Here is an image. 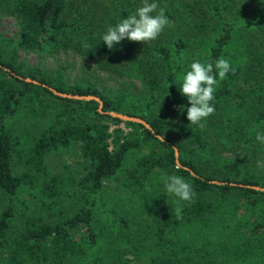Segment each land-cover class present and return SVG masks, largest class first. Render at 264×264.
<instances>
[{
    "label": "trees",
    "instance_id": "1",
    "mask_svg": "<svg viewBox=\"0 0 264 264\" xmlns=\"http://www.w3.org/2000/svg\"><path fill=\"white\" fill-rule=\"evenodd\" d=\"M69 1L0 0V14L19 24L15 38L0 39V191L9 201L0 208V264H228L229 251L231 264H264V192L230 184L264 187V172L248 160L249 147L264 149V56L243 48L239 30L264 29V2L99 0L74 18ZM137 11L156 25H187L191 40L133 46ZM20 50L72 51L85 68L144 81L149 96L69 83L60 69L24 71ZM26 77L99 96L104 111L141 117L167 142L141 124L113 129L122 121L97 101L61 98ZM173 100L178 108L164 111ZM20 117L31 129H19ZM174 146L196 176L177 165ZM74 149L75 164L64 160L53 174L50 156ZM226 212L241 228L231 247L217 227ZM135 247L146 255L129 256Z\"/></svg>",
    "mask_w": 264,
    "mask_h": 264
},
{
    "label": "rangeland",
    "instance_id": "2",
    "mask_svg": "<svg viewBox=\"0 0 264 264\" xmlns=\"http://www.w3.org/2000/svg\"><path fill=\"white\" fill-rule=\"evenodd\" d=\"M147 3L149 0H146ZM254 3H258L260 1L264 0H254ZM69 8L68 11L70 14L75 18L76 16L80 17V14L82 17H84L83 13H87L85 11L89 10L91 6H94L95 8H98L99 0H70L69 1ZM126 3V2H125ZM138 5H142L143 8L147 9L145 7V3L142 1L138 2ZM162 7V6H160ZM241 7L243 8L242 4ZM84 10V11H81ZM150 10H146V14L148 16L153 15L152 12H149ZM161 11V9H160ZM138 12V11H137ZM146 14H142L143 16ZM138 17H140L139 20V25L136 30V34L133 38V46L140 48V47H145V46H150L154 45L156 43H159L161 40H167L170 37L173 36H183L187 38V40H191L190 37L192 36L191 32H189V28L187 25L185 26H180L179 22H169L171 23L169 26L168 25H156L148 20L144 19L142 15L136 13ZM172 25V27H170ZM241 34L243 35V48L244 49H251L255 53L258 54L259 58L261 56H264V29L259 28V27H249V26H242L241 29H239ZM19 31V24L17 20L9 15V14H0V39L2 37H16ZM0 46H2V43H0ZM250 57H254L253 54H250ZM19 56V61L21 63L22 69L25 71L27 67H36L39 70H42L43 72L49 73V72H56L57 70H62L68 78V82L72 83L74 81L77 82H85L87 80L94 82L98 88L102 90H108L107 87L110 88L112 91H117L121 89L124 86H129L133 93L138 96L140 101H144L148 98V90L145 86L144 81L139 80L137 78H132V77H112L108 76L107 73L97 70L94 67L90 68H85L84 62L85 60L81 58L77 53L74 52H60L56 53L54 55L51 54H39L38 52L34 51H23L20 50L18 52ZM87 63V62H86ZM90 64L95 66V63L91 62ZM259 75V74H258ZM245 84V89L250 88V84L244 83ZM254 92V91H253ZM252 98V96H251ZM254 98L260 99L259 97L255 96ZM253 98V99H254ZM178 108V103H176L174 100L172 102L165 103V109L164 111H174ZM157 109H154V111H157ZM30 120V119H29ZM29 120L28 117H20L17 120V125L19 129H31L32 125H29ZM246 123L248 120H243L241 118V125L243 123ZM173 125H176L177 122H172ZM120 127L123 129L124 132H128L131 130L130 127L126 126L124 122L120 124L113 125L112 128H117ZM253 144V143H252ZM256 151H260L264 153V149L260 145H252L249 147L248 153H249V159L250 160V165L255 168L258 173L264 172V158L260 156L259 154L256 153ZM244 153H246L244 150L241 149V156L243 157ZM226 155L229 156V153H226ZM80 158V151L78 149L72 150L70 153L61 155V154H53L50 156L49 163L51 165L52 173L56 174L58 172L63 171V166H64V160H66L68 163L75 164V160H78ZM255 159H258V161H255ZM247 161V159H246ZM74 172L77 170L75 167L72 168ZM108 189L111 193L114 194V196H118V192L114 190L115 185L113 183H108ZM121 197H119L120 199ZM118 199V200H119ZM8 198L4 197L2 195V191H0V208L3 207V205H8ZM242 212V211H241ZM19 214V211H17ZM224 217H217L218 221V229H222L224 236L222 237V240L225 244L229 243L230 240L232 239L233 236L237 235L238 233H241V228H237L233 226L234 222V216L231 213L226 212ZM18 223H20L18 221ZM134 227H137L136 224L133 225ZM225 226V227H223ZM212 228H214L212 226ZM136 230H132L130 232L132 235ZM227 232H230L231 234H228ZM200 242L202 240L200 239ZM213 243L218 245L217 240H213ZM231 247V244H230ZM148 249H145V251H139L137 247L133 250V252L129 253V256L132 258H136L139 254L146 255L144 252H146ZM6 255V254H5ZM228 257L231 259L230 263L231 264L232 260L234 259L232 257L231 251L227 254ZM144 257V256H142Z\"/></svg>",
    "mask_w": 264,
    "mask_h": 264
},
{
    "label": "water",
    "instance_id": "3",
    "mask_svg": "<svg viewBox=\"0 0 264 264\" xmlns=\"http://www.w3.org/2000/svg\"><path fill=\"white\" fill-rule=\"evenodd\" d=\"M20 78L22 79V77H20ZM23 79H25L27 82H31V83H34L36 85H42L43 87L48 88L54 95L59 96L61 98L72 99V100H81V101H92V100H95V101H97L99 103L98 111L100 113L110 115V116H112L113 118H116V119H120L122 122H132V123H136V124H141L145 128L153 131V133L155 134V136L158 139L167 142V140L165 139V137L163 135L156 133L152 129V126L150 125V123L147 120H145V119H143L141 117L133 116V115H129V114H126V113L117 112V111H104L103 110L104 102L99 96H95V95H81V94H73V93L61 92V91L57 90L56 88H54V87H52V86H50L48 84L41 83L40 81L32 79L30 77H26V78H23ZM174 149H175V157H176L177 165L179 167H184L185 169H188L191 172L192 175L196 176V173L194 171H192V170H190V168L185 167V166L182 165V163L179 160V149L176 146H174ZM212 182L216 183V184H225L226 183V182H222V181H219V180H212ZM230 184L233 185V186H237V187H247V188L254 189L256 191L264 192V187L263 186L246 185V184H243V183H234V182H231Z\"/></svg>",
    "mask_w": 264,
    "mask_h": 264
}]
</instances>
